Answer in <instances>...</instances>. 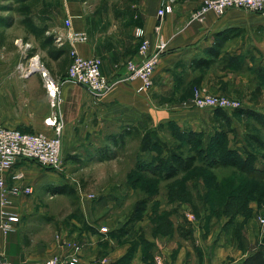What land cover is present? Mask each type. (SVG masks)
Masks as SVG:
<instances>
[{
	"label": "crops",
	"instance_id": "1",
	"mask_svg": "<svg viewBox=\"0 0 264 264\" xmlns=\"http://www.w3.org/2000/svg\"><path fill=\"white\" fill-rule=\"evenodd\" d=\"M162 1L41 0L39 6L38 3L33 7V21L39 26L48 25L49 33L65 37L71 29L87 32L88 41L77 45L79 53L85 57H100L103 73L116 82L110 92L99 99L67 78L69 43L60 47L54 42V56H50L48 48H42L40 41L27 32L20 14L19 33L30 43L31 51L34 48V53L43 52L50 71L61 82L60 110L65 123L62 145H90V150L97 151L99 148L94 145L110 143L111 135H118L131 125H143L146 119L155 125L174 119H199L198 111L178 106V103L189 101L185 98L188 91L185 89L195 84L232 97H243L245 91L251 94L252 88H248L244 72L240 69L234 75L215 71L223 69L228 61L233 62V66L237 62L250 65L254 54L264 53V14L230 8L222 15L210 11L199 20L193 19V14L203 0H174V11L163 17L162 29L158 33L155 27L160 22L158 10ZM67 19L72 22L70 27L65 24ZM138 27L145 30L150 40L149 52L155 50L159 39L168 41L167 51L156 67L154 85L149 92H138L140 80H123L127 62L142 59L139 53L141 38L135 34ZM0 45L9 52L17 48L6 31L0 33ZM57 48L65 49V52L57 55ZM211 52H219L213 65H196V59L209 58ZM201 73L196 81L195 76ZM227 81L237 84V88L232 91L226 89ZM7 82H12V88H7ZM35 82L33 77L23 81L0 78V116L6 126L27 130L30 109L16 105L10 99L19 95L20 103L30 102L28 98L34 93ZM43 87V93H47ZM250 94L247 95L251 98ZM251 100L249 103L245 100L244 107L254 105ZM6 101L11 108L5 104ZM22 161H18L6 175V182L9 186L30 184L34 187L35 183L30 182ZM99 161L103 163L104 160L100 158ZM15 172H22L24 178L13 179ZM50 190L44 197L46 204L52 205L55 201L62 206L60 209L56 208L57 204L39 208L37 216H30L35 208L24 205L25 197L30 195H10L7 209L19 215L21 221L15 231L5 233L0 229V264L6 259L10 264H32L55 255H67L71 250L67 242L82 245L81 260L84 264H156L153 258L157 254L162 255L165 264H242L249 254L258 250L264 252V226L259 223V212L255 209L249 216L239 215L228 223L231 229L238 231L235 242L233 239L228 242L220 236L215 243L218 234H210L206 241L201 239L200 254L189 255L188 250L193 252V249L178 246L171 235L144 234V224H148L146 218H135L132 212L113 215L110 209L103 211V207H112L108 201L110 197H106L111 194L109 190L100 192L98 199L77 191L74 196H69L65 193L51 194ZM130 191L133 189L122 191V194ZM72 197H76L74 209ZM24 215L28 217L26 220H23ZM102 227L107 230L102 231ZM145 242L152 245L148 247Z\"/></svg>",
	"mask_w": 264,
	"mask_h": 264
},
{
	"label": "rangeland",
	"instance_id": "2",
	"mask_svg": "<svg viewBox=\"0 0 264 264\" xmlns=\"http://www.w3.org/2000/svg\"><path fill=\"white\" fill-rule=\"evenodd\" d=\"M39 5L40 3L37 6ZM18 7L15 0H0V33L6 31L17 46L9 52L0 45V78L8 81H23L29 77L35 79L34 93L28 98L30 102L20 103L19 95L12 96L10 101L14 100V104L30 109L27 130H20L50 131L46 121L57 108L52 105V97L48 91L43 93L44 84L39 72L26 74V67L35 56L47 67L48 65L43 52L28 55L31 47L25 36L19 33L21 15ZM56 37L55 35L56 44L65 47L66 43L56 40ZM239 69L244 72L248 88L251 87L252 92L250 94L245 91L243 97H228L239 100L242 109H253L264 117V53L254 54L250 65L237 62L233 66V62L228 61L223 69H216L215 72L234 75ZM201 75L202 73L196 75L195 80ZM53 76L60 83L61 89L60 79ZM11 85L12 82H7V88H12ZM193 86L185 89L188 91L184 95L189 101L178 103V106L198 111L199 119H174L157 125L146 119L143 125L130 126L136 130L124 142L114 145L106 141L103 145H94L96 149L99 148L97 151L90 150V145H62L60 168L42 167L33 160H23L21 165L28 173L30 182L35 183L34 193L25 197L24 203L36 209L30 216L39 215V208L45 209L51 205L46 204L44 198L50 189L52 194L56 187L68 184L77 192L87 193L89 197L95 195L94 199L101 196L100 192L109 190L111 194L106 197H110L108 201L112 207H103V211L110 209L113 215L131 214L138 207L136 213L148 221V224H144V234L171 235L178 246H190L193 249V252L188 250L189 255H199L201 239L206 241L210 234H218L215 243L220 236L228 242L232 239L235 242L238 231L231 229L228 223L236 220L239 215L245 216L243 213L248 210L252 212L255 209L259 212L258 221L260 217H264V124L239 108L227 110V118L219 115L217 108H197L192 102ZM224 86L232 91L238 85L227 81ZM254 90L259 93L256 94ZM247 94L251 95L254 104H249L250 107H244L251 99ZM5 104L11 108L10 103L6 101ZM105 147L110 149L108 153L113 158L100 163ZM173 153L197 154L198 161L191 171L165 179L164 173ZM226 155L239 159L238 165L209 168L203 163L205 158ZM135 175H142L143 178L135 183ZM129 189H133V192L122 194V191ZM73 199L72 209L75 208L76 197ZM53 204L56 205L57 202L52 201ZM61 206L59 203L56 208L60 209ZM27 218L26 215L23 216V220ZM180 224L185 233L190 231L191 238L179 236ZM157 256L162 257L157 254L154 259Z\"/></svg>",
	"mask_w": 264,
	"mask_h": 264
},
{
	"label": "built area",
	"instance_id": "3",
	"mask_svg": "<svg viewBox=\"0 0 264 264\" xmlns=\"http://www.w3.org/2000/svg\"><path fill=\"white\" fill-rule=\"evenodd\" d=\"M173 2L174 0L162 1L158 10L160 22L155 27L158 33L162 29L163 17L174 11ZM230 8L264 14V0H203L200 8L193 14V19L202 20L205 14L210 11L222 15ZM65 24L70 27L72 22L67 19ZM135 34L141 38L139 53L142 59L141 61L130 60L127 62V72L123 80H140L138 92H149L154 85L156 67L167 51L168 41L159 39L155 50L149 52L150 40L146 36L145 30L138 27ZM56 38L62 43H69L70 62L67 78L83 86L94 98L99 99L108 94L116 82L109 80L103 73L102 59L97 56L85 57L77 49L79 43L88 41L87 32L71 29L65 37L57 35ZM32 59L31 64L26 67V74L32 71L39 72L46 90L52 97V105L57 110L53 116L47 119L46 124L50 127V131L45 132H24L8 127L1 121L0 116V229L5 233L16 230L21 221L19 215L7 209L10 204V195H32L34 193V187L30 184L9 186L6 182V175L20 160H33L47 168H60L62 164V131L65 123L60 110L62 103L60 83L38 56ZM192 102L197 108H220L225 111L242 107L239 100L224 94H214L204 86L194 87ZM12 178L22 180L24 174L15 172L12 174ZM90 197L93 198L95 195H90ZM259 221L264 225V217H260ZM101 230L106 231L107 228L102 227ZM66 244L71 248L67 255H55L44 260H37L32 264H84L81 260L82 245L76 242H67ZM155 261L157 264H165L161 256H157ZM1 264H10V262L6 259ZM21 264L28 263L22 262Z\"/></svg>",
	"mask_w": 264,
	"mask_h": 264
},
{
	"label": "trees",
	"instance_id": "4",
	"mask_svg": "<svg viewBox=\"0 0 264 264\" xmlns=\"http://www.w3.org/2000/svg\"><path fill=\"white\" fill-rule=\"evenodd\" d=\"M19 7L18 10L20 14L22 15V23L25 26L26 30L28 33L33 34L39 41L40 45L42 48H48V53L50 56H54V53L52 52V48L54 46L55 42V34L49 33V27L48 25H42L39 26L37 25L32 18V10L35 5H37L41 0H15ZM36 49H32V51L28 54L29 56H32ZM57 55H61L65 52V49H56ZM211 56L209 58H200L196 59V65L203 67H209L213 65L216 62L217 57L219 56V52H211ZM196 86V85H194ZM193 86V88H194ZM193 88L191 91V94L193 92ZM240 110H244L246 114L254 117L256 120L259 122H262L264 124V117L261 116V114L253 109H242L239 108ZM227 111L217 108V113L225 118H227ZM135 128L133 127H127L125 128L120 134L118 135H111L110 136V141L114 145H118L120 142H124L126 138L130 135L133 134ZM110 149L108 147H105L103 155L100 157L101 160H107L111 159V155L108 153ZM239 158V157H238ZM237 158L233 157L232 155H226L225 157H208L204 159V165L209 168H214V167H230V166H237ZM198 161V155L193 154V153H188L187 155H181L177 153H173L170 163L168 165V169L164 173V178L165 179H171L175 178L178 175L187 173L191 171L197 164ZM142 175H135L133 181L135 183L139 182L142 179ZM264 178V175L263 177ZM53 192L55 193H65L68 194L69 196H74L76 194V189L68 184L61 185L59 187H56ZM137 209H134L132 211L133 216L135 218H139L140 215L139 213H136L138 211ZM239 214V211L237 212ZM245 216H249L251 214V210H248L244 212ZM181 225H179V236L187 239L191 238V233L190 231H187L186 233L184 230H181ZM164 233V232H162ZM146 246H151V243L145 242ZM153 262H155V259L153 258ZM242 264H264V252L261 250L255 251L251 254H249L243 261Z\"/></svg>",
	"mask_w": 264,
	"mask_h": 264
},
{
	"label": "water",
	"instance_id": "5",
	"mask_svg": "<svg viewBox=\"0 0 264 264\" xmlns=\"http://www.w3.org/2000/svg\"><path fill=\"white\" fill-rule=\"evenodd\" d=\"M33 73H35L36 71H32Z\"/></svg>",
	"mask_w": 264,
	"mask_h": 264
}]
</instances>
